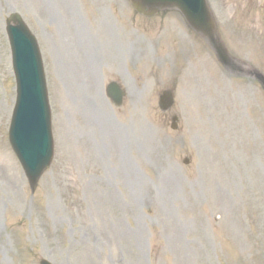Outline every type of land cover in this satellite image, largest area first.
Segmentation results:
<instances>
[{"label":"rangeland","instance_id":"obj_1","mask_svg":"<svg viewBox=\"0 0 264 264\" xmlns=\"http://www.w3.org/2000/svg\"><path fill=\"white\" fill-rule=\"evenodd\" d=\"M207 1L228 68L177 11L0 0V264H264V0ZM13 13L38 41L52 113L35 193L9 142Z\"/></svg>","mask_w":264,"mask_h":264},{"label":"water","instance_id":"obj_2","mask_svg":"<svg viewBox=\"0 0 264 264\" xmlns=\"http://www.w3.org/2000/svg\"><path fill=\"white\" fill-rule=\"evenodd\" d=\"M136 11L147 17L161 10L176 9L182 13L189 26L209 42L218 60L225 67L231 58L216 27L206 0H131ZM7 32L13 54L17 79V104L13 114L10 141L16 152L31 188L37 184L53 159V139L48 93L41 56L35 38L13 14L8 20ZM108 95L117 107L123 103V92L116 83L108 86ZM172 102L165 106L166 110ZM41 264H51L43 260Z\"/></svg>","mask_w":264,"mask_h":264},{"label":"bare ground","instance_id":"obj_3","mask_svg":"<svg viewBox=\"0 0 264 264\" xmlns=\"http://www.w3.org/2000/svg\"><path fill=\"white\" fill-rule=\"evenodd\" d=\"M88 68H89V66H88Z\"/></svg>","mask_w":264,"mask_h":264}]
</instances>
